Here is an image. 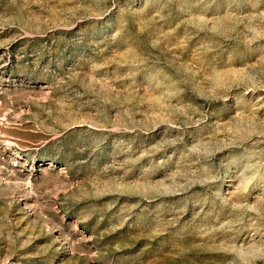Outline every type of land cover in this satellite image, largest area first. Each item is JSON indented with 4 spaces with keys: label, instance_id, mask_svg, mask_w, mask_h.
<instances>
[{
    "label": "rangeland",
    "instance_id": "374dc122",
    "mask_svg": "<svg viewBox=\"0 0 264 264\" xmlns=\"http://www.w3.org/2000/svg\"><path fill=\"white\" fill-rule=\"evenodd\" d=\"M0 264H264V0H0Z\"/></svg>",
    "mask_w": 264,
    "mask_h": 264
}]
</instances>
